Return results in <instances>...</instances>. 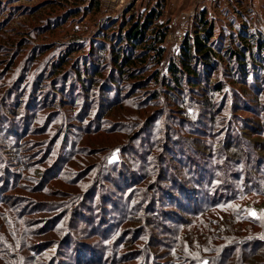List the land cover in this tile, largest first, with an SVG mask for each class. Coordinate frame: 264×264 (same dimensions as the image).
Segmentation results:
<instances>
[{"label": "rangeland", "instance_id": "rangeland-1", "mask_svg": "<svg viewBox=\"0 0 264 264\" xmlns=\"http://www.w3.org/2000/svg\"><path fill=\"white\" fill-rule=\"evenodd\" d=\"M84 1L0 0V209L10 202L21 218L12 217L26 220L35 264H171L164 229L179 228L194 192L235 186L264 161V53L258 69L222 59L206 75L222 90L188 97L185 116L163 96L138 117L127 101L101 111L90 82L53 92L50 62L67 43L87 41L101 17L156 0H101L98 10L73 11ZM164 3V63L193 32L198 12L220 46H234L241 23L264 36V0ZM111 97L105 93L102 107ZM134 120L138 126L125 128ZM246 200L260 205L264 197Z\"/></svg>", "mask_w": 264, "mask_h": 264}, {"label": "trees", "instance_id": "trees-1", "mask_svg": "<svg viewBox=\"0 0 264 264\" xmlns=\"http://www.w3.org/2000/svg\"><path fill=\"white\" fill-rule=\"evenodd\" d=\"M100 7L101 0H85L73 11L86 13ZM164 7V0H156L142 11L132 6L118 16L105 15L87 41L79 39L67 43L64 51L50 62L48 73L52 74L49 79L54 83L53 92L63 91L66 83L75 82L74 88L80 90L91 83V92L94 94L96 89L99 94L97 105L101 106V111L127 101L137 104L135 117L141 116L147 106L163 96L173 106L169 108L181 110L185 116L186 107L180 104L188 97L197 96L202 100L199 97L202 95L207 100L208 95L222 90L219 80L209 81L206 76L222 59L230 56L229 60L242 71L247 69L248 63L257 69L260 66L256 62L264 53L261 31H252L241 23L231 43L234 46H220L218 37L212 39L213 24L203 12L196 14L193 32L185 34L177 52L164 63L168 33V22L160 20ZM77 50L79 53L73 57L72 52ZM105 93L111 94L112 101L102 107ZM137 121L126 123L125 128H134ZM263 162L247 168L252 179L246 177L232 186L225 182L230 172L223 170L225 183L222 184L225 185L221 191L210 192L205 187V190L194 192L195 206L192 204L185 210L179 228L164 229L167 234L165 248L171 264H202L203 261L206 264H264V200L260 205L250 200L243 202L246 194L264 197ZM254 168L257 176L252 171ZM176 202L180 204L179 200ZM12 215L18 217L10 202L0 209V264H35L37 259L27 253L38 250L31 249L28 242L32 231L26 227L25 219L16 221Z\"/></svg>", "mask_w": 264, "mask_h": 264}]
</instances>
